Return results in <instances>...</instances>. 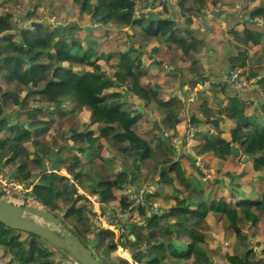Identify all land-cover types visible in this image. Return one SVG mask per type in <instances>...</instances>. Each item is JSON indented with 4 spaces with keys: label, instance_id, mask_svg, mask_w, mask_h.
<instances>
[{
    "label": "trees",
    "instance_id": "1",
    "mask_svg": "<svg viewBox=\"0 0 264 264\" xmlns=\"http://www.w3.org/2000/svg\"><path fill=\"white\" fill-rule=\"evenodd\" d=\"M70 1L79 21L41 27H14L40 22L34 0L0 2L11 6L0 14V173L33 185L21 198L0 188V197L53 213L101 264H264V102L219 83L199 92L188 116L181 93L206 78L193 17L244 2L243 20L264 22V0H138L164 10L140 16L136 0ZM241 34L256 45L263 35ZM248 52L230 63L256 77ZM56 155L59 172H49ZM197 156L219 175L206 177ZM156 203L161 211L152 212ZM127 210L122 224L117 213ZM101 216L124 228L132 261L117 254ZM6 252L7 264H71L39 236L0 222V264Z\"/></svg>",
    "mask_w": 264,
    "mask_h": 264
},
{
    "label": "crops",
    "instance_id": "2",
    "mask_svg": "<svg viewBox=\"0 0 264 264\" xmlns=\"http://www.w3.org/2000/svg\"><path fill=\"white\" fill-rule=\"evenodd\" d=\"M155 7L156 8L153 9L154 12L164 11L162 4L159 2L155 3ZM239 8L242 11L241 14L240 10H238ZM210 10L214 12L212 17H209V15L205 13L202 14L201 18L194 16L190 25L195 35L204 41L199 60L202 67L206 70L204 74L206 78L199 81L193 88L185 86L181 91L182 95L187 99L186 102H188L192 93L199 85H204L205 88H203V90L210 89L214 84L223 83V85H226L233 70L230 59L241 50L248 49L249 57H251L250 59L256 63V66L260 67L262 72L256 77H251L249 76L251 73L250 65L246 67L245 73L242 69H238L241 70L242 77L247 76L253 78L258 83L257 88L241 92L232 91L227 85L226 88L230 95H236L250 100L253 105H258V103L261 104L264 102V92L262 93L263 90L260 85L264 75V22L256 20L255 23H249L248 19L250 20V17L248 16H246V18L248 17L246 21L243 20V10H245L244 2L237 3L234 8H230L227 12H224L222 16H220L219 13L215 14V12L219 10L217 7L212 6L205 11ZM179 12L180 10H178V13ZM169 17H171L170 11ZM180 21H183L182 17ZM246 27L263 34L260 44L256 45L253 42H249L242 36L241 32ZM199 92L200 91L197 92V98ZM61 173L66 174L64 170H61Z\"/></svg>",
    "mask_w": 264,
    "mask_h": 264
},
{
    "label": "water",
    "instance_id": "3",
    "mask_svg": "<svg viewBox=\"0 0 264 264\" xmlns=\"http://www.w3.org/2000/svg\"><path fill=\"white\" fill-rule=\"evenodd\" d=\"M149 0H144V2ZM157 18V17H155ZM170 18V17H168ZM41 27V22L22 21L15 26L24 25ZM127 97V92H126ZM3 117H9L3 115ZM158 130L161 128L154 125ZM161 136L165 137L164 133ZM169 143L170 140L166 138ZM234 155L238 156L237 149L232 148ZM59 156L56 155L50 162L48 171H58ZM249 157L243 156L242 161H247ZM0 222L6 227L33 233L50 245L59 250L71 264H101L94 256L90 247H87L80 238L71 231L62 220L53 213L32 205H20L0 197ZM65 263V262H64Z\"/></svg>",
    "mask_w": 264,
    "mask_h": 264
},
{
    "label": "rangeland",
    "instance_id": "4",
    "mask_svg": "<svg viewBox=\"0 0 264 264\" xmlns=\"http://www.w3.org/2000/svg\"><path fill=\"white\" fill-rule=\"evenodd\" d=\"M35 1V3L36 4H38L40 7H42L41 9L40 8H38L40 11H42V13H43V17H39L38 19H39V21L41 22V20L43 21V19H45V20H49L50 22H52V23H55V24H62V25H65V24H67V23H69L70 21H79V19H78V15L77 14H75L76 12H74V10L72 11V4H71V1L70 0H64V1H60V0H34ZM0 2H1V0H0ZM11 6L10 5H5V6H3V7H0V14H2V11L3 10H5V9H9ZM72 8V9H71ZM53 9L58 13V15H59V18H56L55 16H53V17H50L49 16V13L48 12H53ZM249 17V16H248ZM247 17V18H248ZM249 20V19H248ZM88 21H84V23H85V25H87L88 23H87ZM251 21H249V23H250ZM25 25V24H24ZM23 26V25H22ZM26 27V26H25ZM28 27H31V26H28ZM171 69V68H170ZM203 88H205V87H203ZM193 90V89H192ZM192 90H191V92H192ZM191 94V93H190ZM12 96V95H11ZM196 100V99H195ZM195 100L193 101V100H190L189 102H187V104H188V107H187V110H186V113L187 114H189V112H190V105H191V103H194L195 102ZM187 129H188V127H187ZM187 132V131H186ZM181 138H179V139H182L183 137H184V135L183 134H181ZM178 140V139H177ZM184 141H187L188 143H187V145H192L193 144V141H191L189 138H188V136H185L184 137ZM172 145H175V141L173 142V144ZM189 147V146H188ZM178 150H179V147H178ZM180 151V150H179ZM189 152H191L192 153V150L191 149H189ZM187 158H188V155H187ZM239 158V157H238ZM184 162H185V164L186 165H189L190 166V163H189V161H188V159L187 160H184ZM240 162V161H239ZM196 164H197V166L200 168V170H202L204 173H207V175L208 176H206V177H208L209 179H212L213 177H216V176H218L219 174H217V169H216V167H212V168H207L206 166H205V164L202 162V160L200 159V157L199 156H197L196 157ZM239 165L241 164V163H238ZM8 171L10 170L9 168H6ZM7 171V172H8ZM4 175H6V174H4ZM3 180H4V178H2ZM150 189H151V187H150ZM80 193H82V190H80ZM94 196L95 195H88V198L90 197L92 200H93V198H94ZM89 198V199H90ZM90 199V200H91ZM91 200V201H92ZM139 203H141V202H139ZM94 205V208H95V210L98 208V210H100V208L98 207V205L97 204H93ZM155 205H157V206H159V204H155ZM161 208V207H160ZM159 208V209H160ZM161 211V210H160ZM117 217H118V215H117ZM128 217V216H127ZM230 217L231 218H234L235 217V213H231L230 214ZM119 218V217H118ZM126 218H121L120 219V221H121V223L122 224H124V223H126ZM101 221H102V225L105 227V228H109V229H111V230H113L114 232H115V241H117V239H118V237H119V235L122 237L123 235H124V228H122V226L121 227H119V228H117L116 227V224H118L117 222H114V223H109V222H106V217L105 216H101ZM119 230H121V232H123V233H121ZM93 238V236L91 235V237H90V239H92ZM33 249H31V251H32ZM125 253H126V255L128 256H126L125 255ZM117 254L120 256V257H122V258H124V259H127V260H129V261H132L131 260V258H130V254H129V252L127 251V250H122V249H117ZM31 255L32 256H34L35 255V251L33 250L32 251V253H31ZM3 258H4V261H2V263L3 264H7V262H5L6 260H8V259H10V254L9 253H5L4 255H3ZM67 260H65V262H66Z\"/></svg>",
    "mask_w": 264,
    "mask_h": 264
},
{
    "label": "built area",
    "instance_id": "5",
    "mask_svg": "<svg viewBox=\"0 0 264 264\" xmlns=\"http://www.w3.org/2000/svg\"><path fill=\"white\" fill-rule=\"evenodd\" d=\"M145 10L153 11L151 7L148 8V9H143L142 3L140 1H138V0H136V7H135V11H134L135 14L137 16H140V15H142L144 13ZM204 13L206 15H209V17H212L214 15V12L211 11V10L210 11H205ZM257 84L258 83L253 78H249L247 76L242 77V72L238 68L232 70V72H231V74H230V76H229V78L227 80V83H226V85L232 91H235V92H241V91H247L249 89H255V88H257ZM203 87H204V85H199L198 88L192 93V96L190 97L189 101L190 100L194 101L197 98V92L203 90ZM56 172H59V171H56ZM2 178H4V180ZM32 187H33L32 184L26 185L24 183L16 181L12 177H10L8 174L4 175L3 173H0V188L6 194H15V195H18L19 198H21V197L26 196V194L29 191H31ZM26 200H27V202H31L32 198L27 196ZM138 202L143 203L141 200H139ZM92 203L93 204H97L98 207L100 208V203H99V200L97 199L96 196H94V198L92 200ZM159 208H160V206L155 205L152 208V212L161 210V208L160 209ZM96 212L98 214H100V210H98V208L96 209ZM117 215H118L119 219H121V218H126L127 219L128 210L126 212H121V213L118 212ZM105 217H106V222H109V218L107 216H105ZM116 227L119 228L118 224H116ZM119 231L121 232V230H119ZM123 232H121V233H123ZM120 237L121 236L119 235V237L117 239L118 248L124 250L122 248V246H121Z\"/></svg>",
    "mask_w": 264,
    "mask_h": 264
},
{
    "label": "flooded vegetation",
    "instance_id": "6",
    "mask_svg": "<svg viewBox=\"0 0 264 264\" xmlns=\"http://www.w3.org/2000/svg\"><path fill=\"white\" fill-rule=\"evenodd\" d=\"M49 165H50V163H49ZM4 259V258H3Z\"/></svg>",
    "mask_w": 264,
    "mask_h": 264
},
{
    "label": "clouds",
    "instance_id": "7",
    "mask_svg": "<svg viewBox=\"0 0 264 264\" xmlns=\"http://www.w3.org/2000/svg\"><path fill=\"white\" fill-rule=\"evenodd\" d=\"M49 168V167H48ZM61 172V171H60Z\"/></svg>",
    "mask_w": 264,
    "mask_h": 264
}]
</instances>
